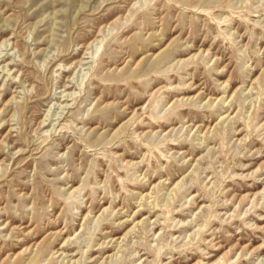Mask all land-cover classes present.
<instances>
[{"label":"rangeland","instance_id":"rangeland-1","mask_svg":"<svg viewBox=\"0 0 264 264\" xmlns=\"http://www.w3.org/2000/svg\"><path fill=\"white\" fill-rule=\"evenodd\" d=\"M0 264H264V0H0Z\"/></svg>","mask_w":264,"mask_h":264},{"label":"bare ground","instance_id":"bare-ground-1","mask_svg":"<svg viewBox=\"0 0 264 264\" xmlns=\"http://www.w3.org/2000/svg\"><path fill=\"white\" fill-rule=\"evenodd\" d=\"M87 48H88V47H87ZM87 48H86V49H87ZM82 58H83V57H82ZM82 58H81V59H82ZM81 59H80V60H81ZM80 60H79V61H80ZM67 95H68V94H67Z\"/></svg>","mask_w":264,"mask_h":264}]
</instances>
